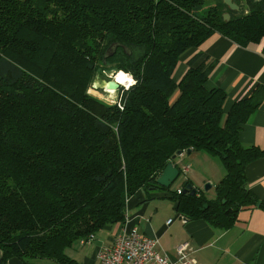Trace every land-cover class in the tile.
<instances>
[{"label": "trees", "instance_id": "trees-1", "mask_svg": "<svg viewBox=\"0 0 264 264\" xmlns=\"http://www.w3.org/2000/svg\"><path fill=\"white\" fill-rule=\"evenodd\" d=\"M233 1L239 11L223 0H0V264H78L67 251L123 224L141 191L222 230L243 209L264 210L246 177L264 150L240 142L264 86L226 111L227 93L207 87L216 65L195 53L215 34L241 47L264 40V0ZM109 67L138 81L113 105L87 94ZM190 149L222 160L212 198L157 183Z\"/></svg>", "mask_w": 264, "mask_h": 264}, {"label": "crops", "instance_id": "crops-1", "mask_svg": "<svg viewBox=\"0 0 264 264\" xmlns=\"http://www.w3.org/2000/svg\"><path fill=\"white\" fill-rule=\"evenodd\" d=\"M193 52L187 53L178 64L175 80H180L186 73L188 59L202 52V60L216 65L207 87L223 89L227 93L226 111L234 102L249 97L257 86H264V40L241 47L227 37L215 34ZM240 142L245 147L264 150V103L243 126ZM186 155L190 154L182 153L174 163L181 172V182L175 189L178 191L185 182L196 188L186 176L191 167L184 165ZM246 177L248 189L264 201V157L247 166ZM147 197L141 191L127 201V225L135 226L141 235L155 239L156 250L167 256L171 264H183L176 248L185 243L190 248L189 258L196 264H264V210L256 207L243 209L237 222L230 229L222 230L205 221L185 219L177 212L174 200L163 192L146 200ZM169 220H172L170 224ZM122 227V224L109 226L91 239L79 240L67 254L78 264H99L100 251L113 245ZM5 264L25 263L19 258H11Z\"/></svg>", "mask_w": 264, "mask_h": 264}, {"label": "built area", "instance_id": "built-area-1", "mask_svg": "<svg viewBox=\"0 0 264 264\" xmlns=\"http://www.w3.org/2000/svg\"><path fill=\"white\" fill-rule=\"evenodd\" d=\"M178 193H181V190ZM128 222L129 217L126 214L122 230L113 245L100 251L99 264H171L167 256L156 250L155 239L141 235L135 226L128 227ZM171 222L172 220H169L168 224ZM176 252L183 264H196L189 258L190 248L187 243L178 245Z\"/></svg>", "mask_w": 264, "mask_h": 264}, {"label": "rangeland", "instance_id": "rangeland-1", "mask_svg": "<svg viewBox=\"0 0 264 264\" xmlns=\"http://www.w3.org/2000/svg\"><path fill=\"white\" fill-rule=\"evenodd\" d=\"M114 69V67H109L105 71L99 73V81L101 87L110 80L109 76L104 75V73L108 72L111 74ZM122 88L124 87L122 86ZM120 94L121 92L115 91V95L110 96L108 93H105L104 90H100L99 88H97L94 90L91 96L107 105H113L118 102ZM185 157L187 161H185L184 165L186 167L188 165H191L190 170L188 171V173H186V176H188L192 180L197 189L202 191H204L203 189L205 185L209 183L213 184L214 186L206 193V197H214L216 194L215 186L226 174V170L221 158L208 154L204 151H196L190 155H186ZM194 176L196 177V179L194 178ZM192 178H194V180ZM180 182L181 178H178L173 184L172 190H175Z\"/></svg>", "mask_w": 264, "mask_h": 264}, {"label": "water", "instance_id": "water-1", "mask_svg": "<svg viewBox=\"0 0 264 264\" xmlns=\"http://www.w3.org/2000/svg\"><path fill=\"white\" fill-rule=\"evenodd\" d=\"M256 1H260V0H256ZM224 4L227 5L229 7V9L231 11H239L240 7L233 1V0H223ZM223 18L226 22L231 20V15L230 13H225L223 15ZM119 47V45L114 46L113 49L116 50V48ZM112 48H110L107 52V54L105 55V61L109 58L112 57L114 54L115 50H111ZM107 85V87L110 90H114L117 91L121 85H119L118 83H116L114 80H109L107 83H105ZM104 84V86H105ZM104 86L101 87L104 90ZM105 91V90H104ZM106 92V91H105ZM187 154H191L192 150H187L186 151ZM182 152H178L175 156L172 157V160L168 163V165L166 166L165 170L163 171L161 177L158 179L157 183L159 186L164 187V188H170L173 183L180 177V169L173 163V161H175L177 159V157L181 156ZM212 184L209 183L207 185H205L204 187V192H208L211 188H212ZM181 188L184 190L185 194H190V195H196L198 190L196 188H194L191 184L185 182L182 184ZM2 259V253L0 251V261Z\"/></svg>", "mask_w": 264, "mask_h": 264}, {"label": "clouds", "instance_id": "clouds-1", "mask_svg": "<svg viewBox=\"0 0 264 264\" xmlns=\"http://www.w3.org/2000/svg\"><path fill=\"white\" fill-rule=\"evenodd\" d=\"M104 75L109 76L110 80H114L116 83L123 86L125 91L130 90L132 87H134L138 83V81L134 78L131 72H126L123 69H120V70L114 69L111 74L108 72H105ZM99 87H101V85L99 81V74H97L94 80L92 81L91 86L87 89V94L92 95L94 90ZM104 90L108 92L110 96L115 95V91L110 90L106 84L104 86ZM120 106H121V109H123V105L121 104Z\"/></svg>", "mask_w": 264, "mask_h": 264}, {"label": "bare ground", "instance_id": "bare-ground-1", "mask_svg": "<svg viewBox=\"0 0 264 264\" xmlns=\"http://www.w3.org/2000/svg\"><path fill=\"white\" fill-rule=\"evenodd\" d=\"M103 87V86H102ZM109 94V93H108Z\"/></svg>", "mask_w": 264, "mask_h": 264}]
</instances>
